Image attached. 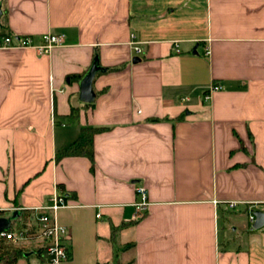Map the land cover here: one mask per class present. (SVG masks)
I'll return each instance as SVG.
<instances>
[{"label": "crops", "instance_id": "crops-1", "mask_svg": "<svg viewBox=\"0 0 264 264\" xmlns=\"http://www.w3.org/2000/svg\"><path fill=\"white\" fill-rule=\"evenodd\" d=\"M0 7L12 36H65L49 54L0 49L1 217L48 206L58 191L62 264H256L234 225L255 240L249 215L264 212V0ZM95 56L107 71L90 106L79 81ZM84 127L108 128L94 137V170L86 157L57 163ZM221 220L232 227L223 237ZM29 245L17 264H46Z\"/></svg>", "mask_w": 264, "mask_h": 264}, {"label": "built area", "instance_id": "built-area-1", "mask_svg": "<svg viewBox=\"0 0 264 264\" xmlns=\"http://www.w3.org/2000/svg\"><path fill=\"white\" fill-rule=\"evenodd\" d=\"M65 42V36L62 34L48 33L42 36L41 43L37 44L31 37L8 36L0 39V49H36L40 54H49L53 48L61 46ZM140 53L139 48H135ZM221 90V86L214 85L210 89L213 91ZM209 96H206L208 98ZM137 195L141 197V202L137 204L140 211L147 210L149 202L145 188L136 189ZM67 206V198L63 193L54 192L50 197V204L43 206L35 212V223L30 229L27 224L25 227L9 230L0 233V241H11L16 245L35 244L43 245L45 251L43 256L46 258V264H62L70 258V250L67 244L69 230L67 227L57 222V213ZM235 203L230 207L234 208ZM18 210V209H17ZM21 210V209H19ZM255 214L249 215L250 223L255 222Z\"/></svg>", "mask_w": 264, "mask_h": 264}, {"label": "trees", "instance_id": "trees-1", "mask_svg": "<svg viewBox=\"0 0 264 264\" xmlns=\"http://www.w3.org/2000/svg\"><path fill=\"white\" fill-rule=\"evenodd\" d=\"M11 36V33L8 32L4 26L0 28V39ZM115 69H108V71H113ZM118 70V68L116 69ZM81 77H78L80 79ZM90 106L92 104H88ZM74 110L72 111V115H74ZM108 128L102 127H84L81 130L80 137L75 140L71 145L67 148L59 150L56 154L55 160L56 162H60L64 158L67 157H86L90 160L92 164V170H94V149H93V140L95 135L107 131ZM20 216L12 221V226L10 230H13L14 223L18 221H22L23 224L26 225L30 219L35 216V212L33 210H19ZM5 214L4 211L0 210V217ZM29 244L16 245L11 241H0V264H17L19 260L25 257V252L28 249ZM35 253L38 257H42L45 247L43 245H34Z\"/></svg>", "mask_w": 264, "mask_h": 264}, {"label": "water", "instance_id": "water-1", "mask_svg": "<svg viewBox=\"0 0 264 264\" xmlns=\"http://www.w3.org/2000/svg\"><path fill=\"white\" fill-rule=\"evenodd\" d=\"M2 14L3 11L0 7V28L2 27L1 24ZM139 61H140L139 59L133 60L134 63H137ZM106 71L107 69L101 66L99 57L95 56L87 72L85 73L83 78L79 81V89H80L79 100L81 102L87 104L94 103L96 99V93L93 88L94 80L97 74L104 73ZM254 214L256 219L251 226L252 231L259 230L264 227V212L260 210H256ZM19 216H20V212L19 210H16L12 213V215L9 218L0 217V233L9 231L12 226V221L17 219Z\"/></svg>", "mask_w": 264, "mask_h": 264}, {"label": "rangeland", "instance_id": "rangeland-1", "mask_svg": "<svg viewBox=\"0 0 264 264\" xmlns=\"http://www.w3.org/2000/svg\"><path fill=\"white\" fill-rule=\"evenodd\" d=\"M239 221L243 223L244 219L239 218ZM234 226L237 227V231H235V236L238 238L235 240L237 246H239L240 249L251 250L254 254L253 260L256 261V264H264V228L256 231L254 240L253 237H250L242 229L238 228L240 226H237V224ZM22 227H25L23 224V219L21 222H15L13 228L18 229ZM259 231L260 233H257ZM220 232L222 237L223 235L226 236L232 233V227L228 225L226 220H221Z\"/></svg>", "mask_w": 264, "mask_h": 264}]
</instances>
